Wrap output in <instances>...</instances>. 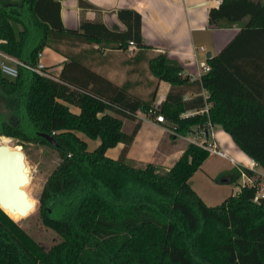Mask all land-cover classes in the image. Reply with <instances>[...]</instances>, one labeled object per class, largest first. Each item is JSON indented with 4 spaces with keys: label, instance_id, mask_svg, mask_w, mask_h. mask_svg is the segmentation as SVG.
Returning <instances> with one entry per match:
<instances>
[{
    "label": "trees",
    "instance_id": "16d2710c",
    "mask_svg": "<svg viewBox=\"0 0 264 264\" xmlns=\"http://www.w3.org/2000/svg\"><path fill=\"white\" fill-rule=\"evenodd\" d=\"M59 0H0V50L35 64L43 48L64 55L57 75L18 66L15 78L0 69V136L24 147L35 142L55 150L58 162L39 196L38 217L58 240L43 249L0 208V264H264V197L257 187L241 185L216 205H208L189 183L209 152L189 142L165 168L127 157L140 126L122 129L123 118L146 112L154 92L143 99L116 85L84 62L97 45L125 50L128 42L149 48L141 34V15L130 8L116 11L123 26L82 18L65 27ZM209 23L239 25L232 40L207 59L210 66L197 81L205 89L183 99L179 86L188 78L164 53L147 59L151 74L170 84L156 112L181 135L196 125L218 124L264 171V0H222L210 8ZM246 19V20H245ZM89 44L63 51L60 45ZM208 105L206 112H198ZM78 108V112L71 110ZM186 110L194 113L183 115ZM77 132L98 139L92 149ZM39 133L51 135L50 144ZM123 143L117 158L105 154ZM232 167L211 178L238 184ZM28 180V178H27ZM29 181V180H28ZM27 181V182H28Z\"/></svg>",
    "mask_w": 264,
    "mask_h": 264
},
{
    "label": "crops",
    "instance_id": "0c3cea01",
    "mask_svg": "<svg viewBox=\"0 0 264 264\" xmlns=\"http://www.w3.org/2000/svg\"><path fill=\"white\" fill-rule=\"evenodd\" d=\"M61 4L60 15L65 27L75 28L78 26L82 18L85 19H100L108 26L116 24L120 29L123 26L116 18V11L121 8H130L137 11L141 15V34L145 44L149 48H131L126 50L111 49V56L121 54L122 59L115 65L111 60V70L120 69L123 72L121 80H116L113 75H109L104 67V64L95 66L94 52L86 53L84 62L90 65V68L101 73L116 85L126 84L128 91L134 95L144 97L147 95V89L150 84L153 85V104L162 102L167 92L170 89V84L165 80H159L153 75L144 73L146 69V60L157 53H164L172 60H175L182 67V75L188 78V81L179 86L183 92V99H190L197 94L204 97L207 95L205 89L199 88L198 82L201 75V63L218 54L236 35L239 30V25L234 24L226 27H216L209 23L208 12L212 7H218L222 0H59ZM246 20V19H245ZM82 48L90 47L85 43ZM87 46V47H84ZM96 48L95 45H92ZM202 47L204 50H199ZM107 50V49H106ZM209 53V55H208ZM44 54L46 58H51L58 62L56 70L48 71L57 75L66 60V57L49 47L42 50V62L49 67L51 62H44ZM112 59V57H111ZM118 64L121 66L119 67ZM98 67V68H97ZM147 88L145 91L143 89ZM145 92V93H143ZM72 111L78 112V108L71 106ZM140 112L133 121V127L136 122L140 126L133 138V141L128 147L127 157L136 160L139 163H153L165 168H169L175 160L181 155L187 144L188 139L184 136L175 137L166 132L159 123H152L146 119L144 112ZM193 110H186L185 113ZM154 117H151L153 120ZM124 120V119H123ZM145 123L150 129L148 135L145 136L143 142L137 143L140 134V127ZM167 124H170L167 121ZM132 127V128H133ZM131 128V130H132ZM130 130V131H131ZM128 131V132H130ZM214 135L218 145L227 151L228 155L235 160L241 162L245 167H252L253 163L232 140L231 136L225 132L220 125L213 126ZM78 134V133H77ZM178 141H180L178 143ZM99 140L95 143L98 145ZM94 144V145H95ZM93 145V148H94ZM123 143H118L114 147L108 148L105 154L111 158H117ZM211 155V154H209ZM209 157V156H208ZM194 174L201 173L203 170L207 180L213 178L218 173L224 170H229L232 167L238 168L232 161L229 160L230 166L220 167L216 165H208L205 168V161ZM239 169V168H238ZM257 171L263 172L262 168L257 166ZM194 174L189 179V183L196 191L197 188L191 184ZM247 175V174H246ZM249 176V175H247ZM246 176V177H247ZM255 179L256 176H249ZM241 181L236 190H231V194H236L240 190L242 182L245 181V176H240ZM220 187L225 186L228 178L221 180ZM199 191V190H198ZM197 192V191H196ZM198 193V192H197ZM199 196L204 200L200 191Z\"/></svg>",
    "mask_w": 264,
    "mask_h": 264
},
{
    "label": "rangeland",
    "instance_id": "374dc122",
    "mask_svg": "<svg viewBox=\"0 0 264 264\" xmlns=\"http://www.w3.org/2000/svg\"><path fill=\"white\" fill-rule=\"evenodd\" d=\"M82 45V44H81ZM81 45H76V46H67V45H60L61 50L63 51H73V52H78L80 49H83ZM92 46V45H91ZM96 46V50L94 52V63L95 66L103 65L104 67L108 66L110 68L106 69L107 73L109 75H113V77L116 80H121L123 77V72L120 69H112L111 70V60L112 63L117 65L119 63V60L122 59L121 54H116L114 57L111 56V49L108 47H102V46ZM87 47V46H84ZM93 47V46H92ZM86 49H89L86 48ZM107 49V50H106ZM126 50V49H125ZM47 55V54H46ZM46 55L44 54L43 60L44 62H51L50 68L52 71L56 70L58 67V62L53 61L51 58H46ZM112 57V59H111ZM42 59V58H41ZM146 69H144V73L146 74H151L148 68V63L146 60ZM119 67H121L118 64ZM98 68V67H97ZM149 88L143 89L145 91L147 89V95L144 97L145 99L150 98V93L153 92V85L151 86L150 84H147ZM145 93V92H143ZM143 97V95H141ZM124 120L122 123V129L125 132H128L131 130L133 127V121L128 118H123ZM150 132L149 127L147 124L143 123L140 127V134L139 138L137 140V143L143 142L145 139V136L148 135ZM79 137L84 139L87 142L88 148L92 149L93 145L98 141V139H92L87 137L84 133L82 132H77ZM5 137V136H4ZM2 138L0 141V144H6L11 146H16V148H20V144L17 143V140L10 138V137H5ZM5 139V140H4ZM180 141H178L179 143ZM96 144L94 145V147ZM21 149L25 153V169L24 172L28 178V182L23 186V188L27 191L29 195V200L33 201L34 207L31 209L29 212L30 214L27 216V218L24 219V217L20 218L19 215L7 211V213L13 217L20 225L23 227L31 236L34 237V239L37 241V243L45 250L49 249V247L54 244L57 240L58 237L57 235L50 229L44 227L38 217V209H39V196L40 192L42 190L43 184L50 173L51 169L56 165L58 162V156L57 152L51 148H49L46 145H42L39 143L35 142H25L24 147L21 145ZM227 152V151H226ZM234 159V158H233ZM208 165H216L220 166L223 168L230 166L229 163V158L228 157H221L216 154L211 153L209 157H207V160L205 161V170L208 167ZM203 170L201 173H196L194 174L191 184L194 185L196 191L198 193H202L204 201L208 205H216L222 202L227 196L231 194V190H236V186L238 184H233V183H227L225 186L220 187L222 183H219L218 181L211 179V177L208 178V180L203 177L204 175ZM241 178L237 180V182H240ZM262 183H264V180H260ZM194 189V188H193ZM199 190V191H198ZM201 196V195H200Z\"/></svg>",
    "mask_w": 264,
    "mask_h": 264
},
{
    "label": "built area",
    "instance_id": "2783aa9c",
    "mask_svg": "<svg viewBox=\"0 0 264 264\" xmlns=\"http://www.w3.org/2000/svg\"><path fill=\"white\" fill-rule=\"evenodd\" d=\"M128 46L131 48H135V43L133 41L128 42ZM199 50H204L202 47H199ZM42 51H39L37 54V62L35 64H28L25 62L20 61L16 57L6 54L0 50V69L1 72L9 77V78H15L18 74V66H23L30 71L48 75V73L45 72L46 65L42 62ZM210 66L206 62L201 63V72H207L209 70ZM156 106L157 104H152V106L144 112V115L146 119H148L152 123H159L161 124V127L168 132L170 135H173L175 137L184 136L188 139L189 142H192L204 149H206L209 154L213 153L221 157H228L230 161H232L238 168L239 167H245L241 164V162L233 159L230 157L224 149H222L215 138L214 131H213V124L210 122H207L205 125L200 126L196 125L193 130L186 135H181L176 131L175 125L167 124V120L164 118L163 114L156 112ZM208 108V105L206 104L203 109H200L198 112H206ZM140 111L138 110L136 112V116L138 115ZM194 113V111L185 113L183 115H189ZM151 117H154L153 120H151ZM252 160V159H251ZM253 166L247 167L252 172H254L255 179L252 177L247 176L244 172L241 171V175L245 176V181L242 182V185H255L257 187L255 196L253 198L254 201H258V199L264 197V183H262L260 180H264V171L260 172L256 170V166L254 165V162L252 161ZM241 169V168H239ZM247 176V177H246Z\"/></svg>",
    "mask_w": 264,
    "mask_h": 264
},
{
    "label": "water",
    "instance_id": "95a60500",
    "mask_svg": "<svg viewBox=\"0 0 264 264\" xmlns=\"http://www.w3.org/2000/svg\"><path fill=\"white\" fill-rule=\"evenodd\" d=\"M209 55V53H208ZM50 144L56 145L54 138L45 133H39ZM0 144V208L13 221L19 224L7 211H11L20 216V218L30 214L34 203L29 200V195L23 186L27 183V176L24 172L25 153L20 148ZM30 211V212H29Z\"/></svg>",
    "mask_w": 264,
    "mask_h": 264
},
{
    "label": "bare ground",
    "instance_id": "6f19581e",
    "mask_svg": "<svg viewBox=\"0 0 264 264\" xmlns=\"http://www.w3.org/2000/svg\"><path fill=\"white\" fill-rule=\"evenodd\" d=\"M4 136H0V141L2 140V138H3ZM5 138V137H4ZM5 140V139H4ZM226 153H228V152H226ZM25 169V168H24Z\"/></svg>",
    "mask_w": 264,
    "mask_h": 264
}]
</instances>
